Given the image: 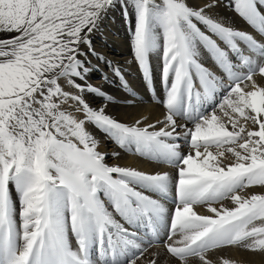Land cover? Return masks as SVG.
Segmentation results:
<instances>
[{
	"label": "snow or ice",
	"instance_id": "snow-or-ice-1",
	"mask_svg": "<svg viewBox=\"0 0 264 264\" xmlns=\"http://www.w3.org/2000/svg\"><path fill=\"white\" fill-rule=\"evenodd\" d=\"M221 2L0 0V264H137L161 230L175 264H213L223 246L264 255V192L239 194L264 186V0H224L251 32L214 15ZM117 6L143 80L159 73L162 119L121 122L87 83L103 62L129 90L93 44ZM90 126L155 169L109 165Z\"/></svg>",
	"mask_w": 264,
	"mask_h": 264
},
{
	"label": "bare ground",
	"instance_id": "bare-ground-1",
	"mask_svg": "<svg viewBox=\"0 0 264 264\" xmlns=\"http://www.w3.org/2000/svg\"><path fill=\"white\" fill-rule=\"evenodd\" d=\"M190 3L202 4L203 0H189ZM213 11V14H219L221 16L231 18L233 26L242 30L243 25L236 15L223 4ZM251 32L252 30H246ZM93 44L97 51L103 55L106 60L112 61L113 64L120 65L122 67L124 77L128 82L129 90H125L120 86V82L117 78L112 76L111 69L108 68L103 62H100L96 71L89 74L87 83H90L94 87L101 88L106 91L110 96L115 99L109 103L107 112L114 116L116 119L125 123H134L136 119L141 117H148L149 120L155 121L156 119L163 118L164 109L160 104L156 102V98L162 94V89L159 82V73L156 72L153 78L152 86H148L143 80L142 76L137 70V66L133 61L131 47H130V26L125 21L122 15V9L117 6L113 8L109 13L104 23L103 34L97 33L93 36ZM156 53L152 54V66L156 68ZM93 65L97 64L96 57H90ZM208 66L213 67L211 60L207 61ZM107 76L108 80L104 77ZM256 79L261 84H264V79H261L258 74ZM61 85L68 91L75 92L76 89L67 85L65 80L60 81ZM87 99L94 107L100 106L105 103V100L101 96H92L89 94ZM127 101H132L128 103ZM179 119V118H178ZM189 127L191 125L189 124ZM230 128V125H229ZM89 130L93 132L98 140V151L107 154V163L109 165H119L123 167H131L137 170L151 172L155 169V162L142 158L138 155L132 154L120 146L113 140L108 139L100 130L94 126H90ZM187 150L186 148L184 149ZM113 152H119V157H112ZM230 156V154H229ZM230 159H225L224 163L227 165L230 163ZM168 171L172 169L164 166ZM254 191V193H253ZM264 192V186L254 185L246 188L239 194L242 196L250 194H259ZM171 200V197H169ZM225 207H233L232 202L228 199L221 201ZM171 207L169 203L167 205ZM218 206V205H217ZM194 210L198 214L211 215L207 212L205 206H195ZM117 219H120L117 216ZM139 231L143 232V229ZM157 239V237H152ZM159 243H154L150 247H147L143 256L137 261V264H149L153 259L157 261V264H175L174 259L166 253L164 242H166L165 230H161L159 234ZM70 243L75 247L74 237L69 234ZM207 255L213 261V264H220L221 258L229 260L230 264H264V255L260 253H253L236 246H225L217 249H211ZM94 258L96 253H93ZM188 264H199L198 258L190 257Z\"/></svg>",
	"mask_w": 264,
	"mask_h": 264
},
{
	"label": "rangeland",
	"instance_id": "rangeland-1",
	"mask_svg": "<svg viewBox=\"0 0 264 264\" xmlns=\"http://www.w3.org/2000/svg\"><path fill=\"white\" fill-rule=\"evenodd\" d=\"M223 4L226 6V3L225 2H223ZM227 7V6H226ZM235 14V13H234ZM237 17V16H236ZM239 20H240V18L239 17H237ZM240 22L242 23L241 25H243V27L242 28H246V30L248 29V30H252V29H250L242 20H240ZM253 193H254V191H253ZM223 247H225V246H223Z\"/></svg>",
	"mask_w": 264,
	"mask_h": 264
}]
</instances>
